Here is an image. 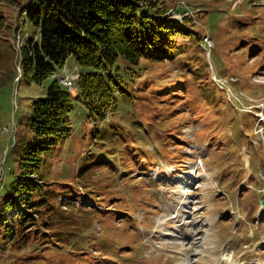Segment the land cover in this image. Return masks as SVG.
Returning <instances> with one entry per match:
<instances>
[{"label":"rangeland","instance_id":"374dc122","mask_svg":"<svg viewBox=\"0 0 264 264\" xmlns=\"http://www.w3.org/2000/svg\"><path fill=\"white\" fill-rule=\"evenodd\" d=\"M161 1L169 17L189 18L215 46L191 42L186 56L145 61L137 85L145 91L131 94L138 97L128 108L120 101L102 125L90 121L79 101L78 79L94 69L70 56L56 75L75 83L64 86L74 99V130L50 159L49 179L59 183L57 204L71 217L64 225L80 243L0 249V264H179L183 255L163 247L158 219L175 227L181 197L175 191L191 180L180 177L197 166V175L208 170L209 176L190 185L196 235L186 241L196 250L198 223L212 240L194 264H264V0ZM0 14L8 18L0 27V178L6 180L9 168L18 170L9 151L16 152L23 123L56 79L21 81L20 48L32 29L21 10L2 0Z\"/></svg>","mask_w":264,"mask_h":264},{"label":"trees","instance_id":"16d2710c","mask_svg":"<svg viewBox=\"0 0 264 264\" xmlns=\"http://www.w3.org/2000/svg\"><path fill=\"white\" fill-rule=\"evenodd\" d=\"M2 1L21 10L32 29L20 48L21 81L42 85L51 77L56 80L47 97L34 103V113L12 146L16 152L9 151L18 170L9 168L6 180L0 178V249L59 245L63 239L75 246L78 236L64 225L71 219L68 208L57 204L61 188L49 179L50 159L74 130L73 96L54 75L70 56L94 69L78 79L79 101L88 108L90 121L102 125L119 110L120 101H126V108L134 104L138 96L131 94L141 89L137 85L148 70L145 61L186 56L189 43L204 42L207 36L194 31L189 18L179 23L169 17L161 0ZM7 21L0 14V27Z\"/></svg>","mask_w":264,"mask_h":264},{"label":"bare ground","instance_id":"6f19581e","mask_svg":"<svg viewBox=\"0 0 264 264\" xmlns=\"http://www.w3.org/2000/svg\"><path fill=\"white\" fill-rule=\"evenodd\" d=\"M71 83H73L74 85L73 81H71ZM199 167L200 166L194 167L193 171L191 170L187 172L184 176L180 177V179L190 177L191 180L185 179L181 181L182 185L179 186L178 191H175V193L177 192V194L181 196L177 198V203L180 202L179 204L180 206L176 216V218H178V221L175 227L171 228L165 226L169 220V218L167 217H159L158 219V224L160 225V227L163 226L161 228V233L163 234L160 235V238H163L164 240L163 247H166L167 249L169 248L170 250L176 252L180 251L181 254L183 255V260L179 264H194V262H197L195 260L196 255H198L199 252H204L205 249L207 248V245L211 243L212 240V234L204 229L205 226L204 223H198L197 232H201L202 236L199 237V241H198L199 244H197L196 250H193L194 249L192 247L193 245L188 241H186L192 238V234L196 235L193 232L194 230L190 227L191 222L189 221V218L191 217L189 215L190 213L189 208H190V204L193 202L189 194L190 185H192L193 183L192 181H196L197 179L200 178L201 175L209 176V174L207 173L208 170H205L204 174L202 173L200 175L199 174L197 175L196 172H198ZM203 246H205L206 248L204 249ZM163 247L161 245V248ZM217 264H220V262Z\"/></svg>","mask_w":264,"mask_h":264},{"label":"built area","instance_id":"2783aa9c","mask_svg":"<svg viewBox=\"0 0 264 264\" xmlns=\"http://www.w3.org/2000/svg\"><path fill=\"white\" fill-rule=\"evenodd\" d=\"M205 42L210 48H213L215 46L213 40L210 37H206ZM61 84L64 86H73V83H71V80L69 78L62 79Z\"/></svg>","mask_w":264,"mask_h":264},{"label":"water","instance_id":"95a60500","mask_svg":"<svg viewBox=\"0 0 264 264\" xmlns=\"http://www.w3.org/2000/svg\"><path fill=\"white\" fill-rule=\"evenodd\" d=\"M262 206L264 207V199L262 200Z\"/></svg>","mask_w":264,"mask_h":264}]
</instances>
